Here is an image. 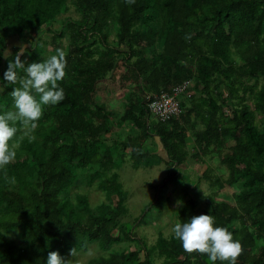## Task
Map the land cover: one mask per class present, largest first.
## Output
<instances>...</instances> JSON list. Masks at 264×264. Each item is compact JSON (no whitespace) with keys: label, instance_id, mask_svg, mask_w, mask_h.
Here are the masks:
<instances>
[{"label":"trees","instance_id":"trees-1","mask_svg":"<svg viewBox=\"0 0 264 264\" xmlns=\"http://www.w3.org/2000/svg\"><path fill=\"white\" fill-rule=\"evenodd\" d=\"M11 38L30 42L22 60L61 49L67 67L65 99L44 108L35 139L17 124L10 142L17 155L0 169V264H44L50 251L69 264L72 250L93 243L102 254L86 264H155V254L161 264H210L173 234L161 232L149 246L136 233L149 207L162 203L159 191L183 182L180 167L190 158L206 165L201 179L211 191L201 207L194 199L180 206L177 222L209 214L240 241L236 264H264V0H0V52ZM21 50L0 55V76ZM186 80L193 87L180 116L152 123L148 99ZM116 81L119 116L99 92ZM12 87L0 93V112L12 110ZM124 126L129 133L119 132ZM214 155L226 174L208 164ZM127 156L135 169L151 161L167 167L133 222L116 171ZM80 182L96 183L106 201L93 206L75 191ZM226 187L233 195L220 197ZM126 241L136 249H113Z\"/></svg>","mask_w":264,"mask_h":264},{"label":"clouds","instance_id":"clouds-1","mask_svg":"<svg viewBox=\"0 0 264 264\" xmlns=\"http://www.w3.org/2000/svg\"><path fill=\"white\" fill-rule=\"evenodd\" d=\"M22 52L8 62L0 76V90L6 85L14 86L10 93L12 110L0 112V169L9 165L17 155V145L10 143L17 135V124L23 125L30 138L35 139L31 133L37 128L44 108L65 99L60 84L67 67L64 51L57 49L47 59L31 63L20 58ZM0 55L7 57L4 51ZM190 82L187 92L182 94L185 98L190 96L193 87V81ZM172 233L186 252L206 255L210 264H236L242 251L240 241L229 230L217 225L209 214L193 215L183 222H175ZM44 264H66V260L58 251H50Z\"/></svg>","mask_w":264,"mask_h":264},{"label":"rangeland","instance_id":"rangeland-1","mask_svg":"<svg viewBox=\"0 0 264 264\" xmlns=\"http://www.w3.org/2000/svg\"><path fill=\"white\" fill-rule=\"evenodd\" d=\"M71 14H74V12H71ZM56 23L55 28H58L62 22L58 21ZM47 34L48 33L45 32L41 35V37L47 38ZM24 42L25 43L21 41L20 43L17 39L11 38L8 43V49L5 53L9 54L14 46H22V56L25 52V47L30 44V42H27L26 40H24ZM46 49L48 53L52 47L47 46ZM1 92L2 90H0V93ZM99 92L102 104L107 106L109 109H113V111L115 110L117 113L115 116H119L124 112L123 103L119 100V95L123 96L124 93L123 89H121L117 84V81L112 83L105 82ZM157 119L158 118L154 115L151 117V122L153 123L157 121ZM258 119H260V117H258ZM119 132L123 134L129 133L130 127L124 126L119 129ZM190 139L192 138L190 137L189 140ZM189 140L188 142L190 143ZM157 142V153L160 157L166 159L167 154L163 146L160 141ZM114 155H116V152ZM214 156L215 157H212L211 159H209V157L206 158L208 164L213 166L215 174H226L225 168L220 165L218 156ZM205 168L206 165L201 162H195L191 158L180 167V171L185 179L179 184L170 183L167 193L162 189L159 191L160 195L163 197L162 203L149 207L150 210L146 221L136 230L138 237L146 240L149 246L156 243L159 233L161 232L165 237H170L173 234L172 226L175 222H177L176 211L180 206L190 203L192 199L195 200V203H197L198 206L201 207L204 205L205 194L206 192L211 191L208 184L201 179ZM116 171L119 173V180L123 184L124 189L128 191L126 205L128 207L129 216L125 220L133 222L135 218L142 214V211L146 208V206L156 197L157 193L152 185L154 186L159 184L167 176V167L165 165V161L163 163L151 161L150 164L144 163V165L135 169L131 159L127 156L126 161L121 163ZM234 190L235 189L233 187H226L220 192V197L224 196L228 198L233 195ZM75 191L88 195L93 206L106 201L107 198L106 193L100 190L96 183L88 185L85 182H80L79 185L76 186ZM178 201L182 203H178ZM136 246L135 242L126 241L120 245L114 246L113 249L118 251H130L136 249ZM101 254L102 251L99 245L97 243H93L89 245L86 252L74 253L73 255L71 254L68 260L69 264H86L89 260L98 257ZM143 255L144 254H142V258ZM161 263L162 259H159L157 254H155V264Z\"/></svg>","mask_w":264,"mask_h":264},{"label":"built area","instance_id":"built-area-1","mask_svg":"<svg viewBox=\"0 0 264 264\" xmlns=\"http://www.w3.org/2000/svg\"><path fill=\"white\" fill-rule=\"evenodd\" d=\"M190 84L191 82L188 80L176 86L172 94L164 92L150 97L148 99L150 110L163 122L180 116L181 104L179 96L187 92Z\"/></svg>","mask_w":264,"mask_h":264},{"label":"crops","instance_id":"crops-1","mask_svg":"<svg viewBox=\"0 0 264 264\" xmlns=\"http://www.w3.org/2000/svg\"><path fill=\"white\" fill-rule=\"evenodd\" d=\"M180 99H181L182 103L187 101V98H185L183 95L180 96ZM187 139L189 140V137ZM156 141H159V139L157 138ZM189 141L191 144H193V139H190ZM190 143L188 142V145H190ZM157 145H158V142H157Z\"/></svg>","mask_w":264,"mask_h":264}]
</instances>
